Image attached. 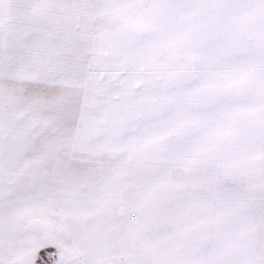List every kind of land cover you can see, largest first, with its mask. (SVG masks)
Masks as SVG:
<instances>
[{
  "label": "snow or ice",
  "instance_id": "1",
  "mask_svg": "<svg viewBox=\"0 0 264 264\" xmlns=\"http://www.w3.org/2000/svg\"><path fill=\"white\" fill-rule=\"evenodd\" d=\"M0 264H264V0H0Z\"/></svg>",
  "mask_w": 264,
  "mask_h": 264
}]
</instances>
